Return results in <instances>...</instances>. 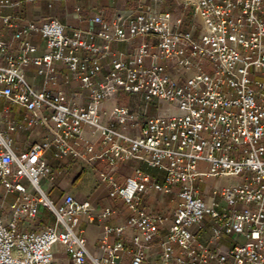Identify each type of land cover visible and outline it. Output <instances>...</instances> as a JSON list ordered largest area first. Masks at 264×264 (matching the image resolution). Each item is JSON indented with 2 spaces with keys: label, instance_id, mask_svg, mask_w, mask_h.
Segmentation results:
<instances>
[{
  "label": "built area",
  "instance_id": "1",
  "mask_svg": "<svg viewBox=\"0 0 264 264\" xmlns=\"http://www.w3.org/2000/svg\"><path fill=\"white\" fill-rule=\"evenodd\" d=\"M164 1L116 8L110 20L104 8L90 15L78 5L84 27L0 15V208L16 194L9 218L0 215V264H58L56 245L69 264H147L157 256L159 264H264V0H181L194 8L189 29ZM21 2L0 0V8ZM31 67L39 88L27 79ZM122 92L140 94L145 109L119 101ZM108 100H116L109 109ZM3 102L26 109L21 123L2 125L10 112ZM20 126L47 133L17 153ZM87 128L104 149L85 137ZM49 154L63 166L54 169ZM99 159L108 163L98 176L109 198L128 211L121 224L109 220L119 204L51 195L72 163ZM130 160L163 170L164 181L138 166L118 181V166ZM209 178L235 180L212 187ZM150 189L173 195L168 212L142 205ZM43 208L53 223L38 228ZM96 219L100 254L79 231Z\"/></svg>",
  "mask_w": 264,
  "mask_h": 264
},
{
  "label": "crops",
  "instance_id": "2",
  "mask_svg": "<svg viewBox=\"0 0 264 264\" xmlns=\"http://www.w3.org/2000/svg\"><path fill=\"white\" fill-rule=\"evenodd\" d=\"M14 1H22L20 6L14 7H4L0 8V15H7V14H23L25 16L31 18H45V17H57L65 24H74L78 27H84L89 24L88 19L79 20L78 13L76 11V6H81L84 9V12L94 14L97 12L98 9L104 8L105 9V17L106 19L110 20L113 16V13L116 8H130L136 6L140 0H58L54 3L53 7H48L46 0H14ZM144 1V0H143ZM148 3H151V0H145ZM163 8L169 9L171 11H175L177 8L180 9V13H184L185 17V25L184 27L187 28V20H188V13L190 11L189 8H185L181 2V0H165L163 3ZM191 26V25H190ZM5 36L8 41L13 40V36L11 31L6 27L5 28ZM42 43V42H41ZM44 44V45H43ZM41 45V50L45 48V43ZM43 47V48H42ZM129 47L126 42H114L112 44L113 49H120L125 50ZM34 67H31L27 71V77L31 80L32 83L36 87H41V77L34 78ZM142 97V96H141ZM143 98V97H142ZM119 100V99H118ZM144 100V99H143ZM123 102V101H122ZM116 103V100H108L104 103V106L109 109ZM124 103H126L124 101ZM127 104V103H126ZM7 105L10 109L9 114H3V123L5 118H10L18 123H21V119L24 114H26V109L20 107L16 104H7L3 102L2 107ZM129 105V104H128ZM130 106V105H129ZM133 110L141 112V108H134L130 106ZM47 133L45 128H39L35 126L34 131L30 132L24 130L21 126L19 127L18 132L15 135V150L17 153L23 152L29 143L32 142H41L45 134ZM87 137L90 139L95 147L96 150L104 149L105 144H103L102 139L97 135H90V129H86ZM51 159V164L54 169H59L63 166V164L55 160L49 156ZM141 167L144 172L151 175L155 179L160 182H163L165 179V172L157 167H151L146 162L141 160H130L123 163L117 168L116 171V178L118 181L123 182L125 178L129 175H132L134 167ZM93 168V173L95 177V182L91 181V178L88 176L90 173V169ZM108 163L105 159H99L93 162V164L85 163L83 161H77L72 163L69 166V171L67 173L66 178H61L57 180L55 185L51 189V195L54 200L58 201L64 193H71L75 195L78 199H90V201L98 206H104L108 203L119 204V211L116 215H113L109 218V220L116 224H121L124 222L126 215L128 213L124 203L122 201L116 202L109 198L108 194L110 191V187L107 183H104L100 180L98 176V171L107 170ZM157 169L158 171H156ZM219 180L223 182H229L235 180L234 178H219ZM53 190V191H52ZM16 198V194H10L7 198V203L4 205L3 208H0V215L9 218V203L12 202ZM218 199L223 202L221 197ZM2 201V191L0 190V203ZM174 203L173 195L171 194H164L160 193L154 189H150L149 191H145L143 194L142 205L148 207L152 212H168ZM223 205V204H222ZM49 211V210H48ZM51 215V213H49ZM49 223H45L43 221V213L42 217L39 221L38 228H43L47 225L53 223V221H48ZM80 233L84 235L87 239L88 248L94 254L102 253V250L99 248L98 243V236L101 231V223L98 219L94 221H83L80 226ZM210 238V225L206 223L204 229L201 232V239L207 242ZM233 242L232 239L228 236H223L221 242L224 244H229L228 242ZM56 257L58 260V264H69V257L62 246L56 245ZM160 258L157 257H150L147 261V264H159Z\"/></svg>",
  "mask_w": 264,
  "mask_h": 264
},
{
  "label": "rangeland",
  "instance_id": "3",
  "mask_svg": "<svg viewBox=\"0 0 264 264\" xmlns=\"http://www.w3.org/2000/svg\"><path fill=\"white\" fill-rule=\"evenodd\" d=\"M174 13H175V15L176 16H178L179 14H180V9L179 8H177L175 11H174ZM38 41H41L42 43L41 44H43V43H45L44 42V40L42 41V39H41V37L40 36H38ZM44 45V44H43ZM43 45H41V46H43ZM43 48V47H42ZM27 79L29 80V81H31L30 79H29V77H27ZM119 101H125L127 104H129L130 106H132V107H134V108H141V110H144L145 109V104H146V102L143 100V98L141 97V95L140 94H127V93H120L119 94ZM155 109H156V106L155 105H153V104H150V107H149V110H150V112H154L155 111ZM49 156H50V154H49ZM93 168H91L90 169V173H88V176L91 178V181L92 182H95V177H94V174H92L93 173ZM156 171H158L157 169H155ZM159 172V171H158ZM66 176H67V174H65V175H62V176H60L61 178H66ZM228 182V181H227ZM227 182H223V181H221V180H219L218 178H209L208 180H207V183L209 184V185H211L212 187H222L223 185H225ZM222 204L223 205H225V202L223 201L222 202ZM42 213H43V221L45 222V223H49V222H47V220L48 221H53V217H52V215H50L49 213V211L47 210V209H45V208H43L42 209ZM228 242V241H227ZM229 244H233V242H228ZM88 244V243H87Z\"/></svg>",
  "mask_w": 264,
  "mask_h": 264
},
{
  "label": "trees",
  "instance_id": "4",
  "mask_svg": "<svg viewBox=\"0 0 264 264\" xmlns=\"http://www.w3.org/2000/svg\"><path fill=\"white\" fill-rule=\"evenodd\" d=\"M189 9H190V11H189V13H188V20H187V28H189L190 27V25H191V22H192V16H193V11H194V8L191 6V7H189ZM53 191V190H52Z\"/></svg>",
  "mask_w": 264,
  "mask_h": 264
}]
</instances>
